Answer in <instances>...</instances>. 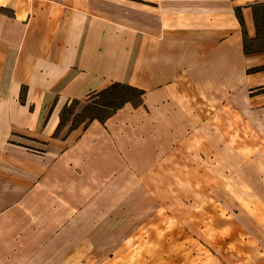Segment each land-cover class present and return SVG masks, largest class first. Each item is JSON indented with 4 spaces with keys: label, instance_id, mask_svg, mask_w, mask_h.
Instances as JSON below:
<instances>
[{
    "label": "crops",
    "instance_id": "0c3cea01",
    "mask_svg": "<svg viewBox=\"0 0 264 264\" xmlns=\"http://www.w3.org/2000/svg\"><path fill=\"white\" fill-rule=\"evenodd\" d=\"M259 5L0 0V264H96L114 238L142 259L145 243L158 253L155 230L123 235L129 194L141 195L139 218L146 193L160 209L155 179L172 167L176 178L177 163L225 147L264 156V49L251 47ZM114 83L140 101L60 134L65 107ZM245 129L255 134H227ZM254 204L249 237L235 221L224 234L241 264H264V202Z\"/></svg>",
    "mask_w": 264,
    "mask_h": 264
},
{
    "label": "rangeland",
    "instance_id": "374dc122",
    "mask_svg": "<svg viewBox=\"0 0 264 264\" xmlns=\"http://www.w3.org/2000/svg\"><path fill=\"white\" fill-rule=\"evenodd\" d=\"M256 19L260 35L251 47L264 49V5L256 8ZM261 91L264 92V88L257 92ZM90 93L72 101L64 108L60 123L64 125L60 134L65 132L70 122L75 126L87 119H102L126 101L132 105L140 101L139 93L132 86H113L89 99ZM232 133L241 140L255 134L247 129L227 132L228 135ZM259 138L256 134V139ZM231 149L213 148L211 150L213 152L209 153L208 157L205 156L207 162L194 156L192 162L187 160V163H177L176 178L172 175L173 167L170 164L171 171L163 170L162 177L155 179L154 183L155 188L161 187L162 190H166V193L162 191L160 195V209L157 208L152 212L154 201L146 193L145 210L138 218L136 206L142 202L141 195L129 194V215L132 216H129L130 226L123 228V235H130V238L136 240L138 235H144L146 231L147 234H153L148 231L155 230L160 240L156 245L158 253L152 250L153 242L145 243L142 259L140 258L142 256L137 257L132 253L134 244L129 243L128 250L123 249L122 242H116L114 238L112 255L111 252H105L101 257L94 259L96 264H221V262L241 264L242 260L246 263L247 259L232 256V245L228 246L229 243L224 237L229 230L228 223L232 221L237 222L240 229L245 231V239L249 237V231L255 228L251 220L256 219L252 216L256 211L251 208L259 199L264 202V156L257 154L262 149L259 145L256 147L257 156L250 153L251 161L244 156L245 151H249L248 147H240L241 154L237 153L235 157L230 156ZM150 167H153V163ZM154 207L156 208V205ZM154 217L158 219L156 222H159L153 228L152 225H148V221L153 220ZM135 221L146 222V227L140 230L136 227ZM105 222L108 224L107 219ZM106 229L109 232V227H102V230ZM111 229L113 235L122 234L121 227ZM132 235L134 237H131ZM262 247H264V239H262ZM226 253L230 255L227 257ZM218 255L222 257L218 259Z\"/></svg>",
    "mask_w": 264,
    "mask_h": 264
},
{
    "label": "trees",
    "instance_id": "16d2710c",
    "mask_svg": "<svg viewBox=\"0 0 264 264\" xmlns=\"http://www.w3.org/2000/svg\"><path fill=\"white\" fill-rule=\"evenodd\" d=\"M243 33H245L244 32V29H243ZM244 50L246 51V52H248V49H247V47H245L244 48ZM117 85H123V86H129V85H124V84H120V83H114V84H112L110 87H108L107 89H104L103 91H101V92H104V91H106V90H108L109 88H111V87H113V86H117ZM131 87V86H130ZM132 88H134V87H132ZM135 90H137V92L139 93H141V91H139L137 88H134ZM101 92H99V93H101ZM75 101V100H74ZM119 107V106H118ZM117 108V107H116Z\"/></svg>",
    "mask_w": 264,
    "mask_h": 264
}]
</instances>
